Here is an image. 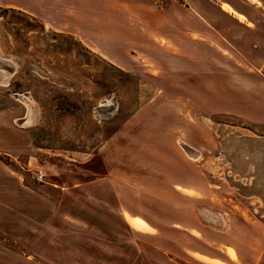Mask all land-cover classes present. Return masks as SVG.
Here are the masks:
<instances>
[{
  "label": "rangeland",
  "instance_id": "374dc122",
  "mask_svg": "<svg viewBox=\"0 0 264 264\" xmlns=\"http://www.w3.org/2000/svg\"><path fill=\"white\" fill-rule=\"evenodd\" d=\"M188 1L0 0V264H264V125L187 90ZM164 151L198 168L173 207Z\"/></svg>",
  "mask_w": 264,
  "mask_h": 264
},
{
  "label": "crops",
  "instance_id": "0c3cea01",
  "mask_svg": "<svg viewBox=\"0 0 264 264\" xmlns=\"http://www.w3.org/2000/svg\"><path fill=\"white\" fill-rule=\"evenodd\" d=\"M196 3L200 9L192 8L190 12L198 23L195 29L193 19L186 18L184 26L190 40L186 39L185 43H194V36L199 38L195 43L200 45L202 55L199 60L186 59L185 63L202 74L195 78V82L191 80L187 90L193 91L195 85L210 113L231 115L254 125H264V0H196ZM9 6L22 9L18 3ZM24 8L30 15H38L27 4ZM45 21L49 28L50 23ZM169 43L174 42L170 40ZM147 46L160 47L153 42L144 43V47ZM210 49H216L215 63L209 59ZM110 62L118 63L115 60ZM165 152H160L164 160L163 176L170 181L173 194L166 191L162 198L173 207L177 203L175 192L183 197L192 196V182L194 177L198 181V168L192 167L180 152L174 151L175 155ZM109 191V196L115 195L118 199L126 224L132 225L129 218L140 219L148 225L156 222L150 218L146 221L136 212H130L129 196L122 188L118 190L112 186ZM145 201L141 200L137 208H145ZM156 211L154 207L152 212L157 214Z\"/></svg>",
  "mask_w": 264,
  "mask_h": 264
},
{
  "label": "built area",
  "instance_id": "2783aa9c",
  "mask_svg": "<svg viewBox=\"0 0 264 264\" xmlns=\"http://www.w3.org/2000/svg\"><path fill=\"white\" fill-rule=\"evenodd\" d=\"M46 178L47 172L42 168L37 169L33 172V179L38 183L44 182Z\"/></svg>",
  "mask_w": 264,
  "mask_h": 264
},
{
  "label": "bare ground",
  "instance_id": "6f19581e",
  "mask_svg": "<svg viewBox=\"0 0 264 264\" xmlns=\"http://www.w3.org/2000/svg\"><path fill=\"white\" fill-rule=\"evenodd\" d=\"M0 66H1V67L3 66L1 62H0ZM7 69H9V73H10V75L13 74V71H14V70H11L10 68H7ZM5 77H7V76H5ZM7 78H8V77H7ZM6 80H8V79H6ZM6 80H5L4 82H7ZM26 122H27L28 124L30 123V122H28V121H26ZM23 123H24V121L22 120V121H21V124H23Z\"/></svg>",
  "mask_w": 264,
  "mask_h": 264
},
{
  "label": "water",
  "instance_id": "95a60500",
  "mask_svg": "<svg viewBox=\"0 0 264 264\" xmlns=\"http://www.w3.org/2000/svg\"><path fill=\"white\" fill-rule=\"evenodd\" d=\"M259 144V143H258ZM258 144H256V146L258 145ZM261 157V156H260ZM259 159V158H258ZM262 170V169H261ZM264 175V174H263Z\"/></svg>",
  "mask_w": 264,
  "mask_h": 264
}]
</instances>
